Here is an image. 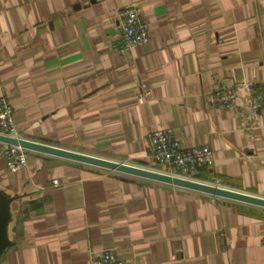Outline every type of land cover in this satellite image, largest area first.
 <instances>
[{
  "label": "crops",
  "instance_id": "obj_1",
  "mask_svg": "<svg viewBox=\"0 0 264 264\" xmlns=\"http://www.w3.org/2000/svg\"><path fill=\"white\" fill-rule=\"evenodd\" d=\"M136 4L146 44L119 53L118 11ZM264 81V0H0V94L19 138L176 175L150 136L209 145L189 179L264 198V108L218 107L213 91ZM148 92L140 102V94ZM0 189L12 197L0 264H264V207L27 149ZM58 179L60 186H53Z\"/></svg>",
  "mask_w": 264,
  "mask_h": 264
},
{
  "label": "built area",
  "instance_id": "obj_2",
  "mask_svg": "<svg viewBox=\"0 0 264 264\" xmlns=\"http://www.w3.org/2000/svg\"><path fill=\"white\" fill-rule=\"evenodd\" d=\"M120 35L116 43V50L125 53L138 45L146 44L149 39V24L144 19L139 7L130 4L118 11ZM239 85L244 89L248 104L239 105L237 102V85L225 83L219 85L213 91L214 102L218 107L226 109H237L245 116L255 117L264 108V81L253 83L242 80ZM149 93L139 95L138 100H147ZM15 109L4 94H0V134L19 138L17 128L14 124ZM151 156L159 164L172 168L176 176L189 178L191 174L204 167L214 164L213 150L209 145H198L190 148L183 147L177 138L175 131L171 128L156 129L150 136ZM27 149L17 145L6 144L3 155L7 168L16 173L27 166ZM173 175V174H172ZM58 179L53 180V186H60ZM90 264H134L122 260L109 249H104L91 257Z\"/></svg>",
  "mask_w": 264,
  "mask_h": 264
},
{
  "label": "water",
  "instance_id": "obj_3",
  "mask_svg": "<svg viewBox=\"0 0 264 264\" xmlns=\"http://www.w3.org/2000/svg\"><path fill=\"white\" fill-rule=\"evenodd\" d=\"M0 141L6 144L17 145L25 149L36 150L44 153L65 157L68 159H72L83 163H88L91 165L110 169L113 171H118L139 177L152 179L155 181H160L177 187L206 193L215 197H223L235 201H240V202L264 207L263 197L251 195L249 193L221 187L218 185L196 181L193 179L184 178L164 172H159L156 170L147 169L123 162L113 161L77 151L62 149L59 147L26 140L23 138H14L0 134ZM12 200H13L12 197L8 196L0 189V257L5 253V251L11 245L14 244V242L9 237V224L12 217L10 204Z\"/></svg>",
  "mask_w": 264,
  "mask_h": 264
},
{
  "label": "rangeland",
  "instance_id": "obj_4",
  "mask_svg": "<svg viewBox=\"0 0 264 264\" xmlns=\"http://www.w3.org/2000/svg\"><path fill=\"white\" fill-rule=\"evenodd\" d=\"M162 172H164V171H162ZM210 184H214L215 185V183H210Z\"/></svg>",
  "mask_w": 264,
  "mask_h": 264
}]
</instances>
